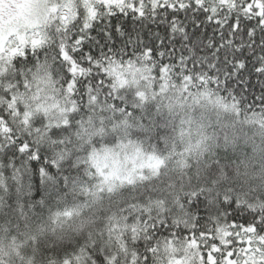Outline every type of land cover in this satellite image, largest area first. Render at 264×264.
<instances>
[{
	"label": "snow or ice",
	"instance_id": "6c2138e0",
	"mask_svg": "<svg viewBox=\"0 0 264 264\" xmlns=\"http://www.w3.org/2000/svg\"><path fill=\"white\" fill-rule=\"evenodd\" d=\"M0 264H264V0H0Z\"/></svg>",
	"mask_w": 264,
	"mask_h": 264
},
{
	"label": "trees",
	"instance_id": "16d2710c",
	"mask_svg": "<svg viewBox=\"0 0 264 264\" xmlns=\"http://www.w3.org/2000/svg\"><path fill=\"white\" fill-rule=\"evenodd\" d=\"M233 219L235 220L236 223H242L243 222V218L240 217L239 215H237L236 217L230 218L229 223H231Z\"/></svg>",
	"mask_w": 264,
	"mask_h": 264
}]
</instances>
